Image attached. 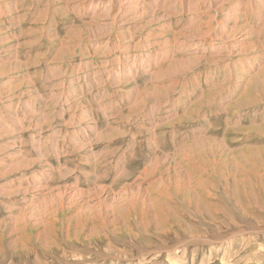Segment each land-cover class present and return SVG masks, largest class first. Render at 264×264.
I'll list each match as a JSON object with an SVG mask.
<instances>
[{"label":"rangeland","instance_id":"1","mask_svg":"<svg viewBox=\"0 0 264 264\" xmlns=\"http://www.w3.org/2000/svg\"><path fill=\"white\" fill-rule=\"evenodd\" d=\"M0 264H264V0H0Z\"/></svg>","mask_w":264,"mask_h":264}]
</instances>
